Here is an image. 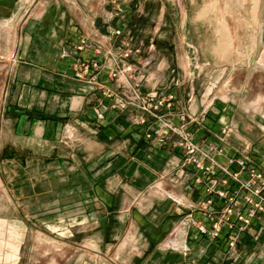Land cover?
I'll list each match as a JSON object with an SVG mask.
<instances>
[{
  "label": "crops",
  "instance_id": "0c3cea01",
  "mask_svg": "<svg viewBox=\"0 0 264 264\" xmlns=\"http://www.w3.org/2000/svg\"><path fill=\"white\" fill-rule=\"evenodd\" d=\"M24 1L0 0V35L7 26L16 32L0 91V264H36L30 237L38 228L60 230L62 247L91 244L97 253H113L126 264H264V214L243 230L239 222L234 229L224 227L217 238L201 233L198 225H212L197 208L208 196L210 180L190 166L182 172L179 135L171 132L159 144L147 135L162 126L159 119L133 105L114 108V97L86 82L95 76L117 95L125 92L109 72L127 42L139 52L147 42L133 31L134 20L146 15L134 9L136 0H27V8ZM118 28L120 35L114 34ZM83 37L100 52H77ZM157 42L174 46L170 39ZM174 56L158 65L156 81L146 68L140 88L172 94V107L160 113L178 126L181 115L207 110L203 121L188 127L199 142H218L224 126H232L224 112L234 106L230 100L209 101V86L200 98L194 81L202 70L187 73L191 65ZM259 58L264 64V54ZM79 59L99 60L101 66L80 79ZM183 69L193 84L180 81ZM263 100L244 103L243 111H264ZM103 103L109 108L98 119L95 110ZM261 116L250 135L237 125L242 149L229 145L233 128L225 134L223 163L247 153L264 171V112ZM223 178L220 172L217 188ZM214 198L221 208L223 201ZM234 232L238 239L231 246Z\"/></svg>",
  "mask_w": 264,
  "mask_h": 264
},
{
  "label": "rangeland",
  "instance_id": "374dc122",
  "mask_svg": "<svg viewBox=\"0 0 264 264\" xmlns=\"http://www.w3.org/2000/svg\"><path fill=\"white\" fill-rule=\"evenodd\" d=\"M136 2L138 5L134 9L144 10L146 15L134 20L133 31L138 39L147 40L141 52L135 56L138 64L150 61L147 69L149 78L152 80L153 77L154 81L157 79L158 65L168 54L175 55V59L183 64H190L187 73L195 71L198 74L202 70L194 81L196 94L201 98L209 86V101L230 100L228 103L234 107L224 112L227 115L225 119L233 126L229 145L242 149L241 144L237 143L240 140L237 125L244 127V131L250 135L249 128L253 129L263 120V110L257 113L252 109L243 111V106L244 103L251 106L264 96V64L259 61V56L264 54V0ZM21 5L27 8L30 3L26 0ZM6 28L0 35V91L5 85L10 57L15 49L10 41L15 38L16 32L10 29L11 26ZM168 39L174 43L173 48H167L163 42L158 45V40ZM182 73L180 81L189 84L191 81L185 78L184 69ZM260 104L264 109V100ZM237 108H241V111H237ZM250 147L251 144L246 143L244 149L249 151ZM57 232H60L57 228L49 231L38 228L31 235V245L35 242L37 248L36 253L32 254L36 264H126L122 257L117 258L113 253H97L91 244L78 248L62 247V239Z\"/></svg>",
  "mask_w": 264,
  "mask_h": 264
},
{
  "label": "built area",
  "instance_id": "2783aa9c",
  "mask_svg": "<svg viewBox=\"0 0 264 264\" xmlns=\"http://www.w3.org/2000/svg\"><path fill=\"white\" fill-rule=\"evenodd\" d=\"M114 34H122V29L118 28ZM99 46L88 37H83L76 44L77 52L85 49H92L99 53ZM139 48L130 46V41L117 54L114 67L110 69L109 77L119 83L125 89L121 96L117 95L111 89L100 84L95 76H92L86 82L92 89H104L103 93L107 97H114V108L126 109L133 105L147 112L162 122V126L148 132L149 138H156L159 144L166 142L171 132L179 135L178 147L183 154L182 172L190 166L201 172L202 176L208 177L210 183L206 185L205 192L208 195L203 201L199 202L198 210L207 219H212L211 228L205 224L198 225L201 233H207L212 238H217L224 227L234 229L239 222V229L243 230L252 223L253 218L258 214H264V171L258 167L256 162L247 153L230 156L227 163H223L220 157L224 155L225 134L231 131L233 126H224L219 136V141L201 143L196 139L194 130L188 127L189 123L203 121L207 110L200 116L197 114H183L180 116L182 124L180 126L164 120L160 111L163 108L170 109L173 104L174 96L162 95L157 89L150 92H143L140 88L141 83L147 80L146 68L150 64L147 60L143 63L134 61L132 58ZM76 76L85 79V73L91 68L99 69L101 64L99 60L79 59L77 62ZM109 106L101 104L96 110L95 115L98 119H103ZM145 122V119H141ZM264 160V156H263ZM234 166V168H232ZM223 173L222 186L217 188L215 180L219 173ZM214 195H217L223 201V206H215ZM238 234L233 233L230 238V245L235 246Z\"/></svg>",
  "mask_w": 264,
  "mask_h": 264
}]
</instances>
